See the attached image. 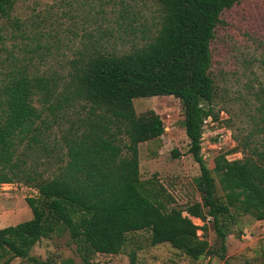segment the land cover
I'll list each match as a JSON object with an SVG mask.
<instances>
[{
  "label": "trees",
  "instance_id": "obj_1",
  "mask_svg": "<svg viewBox=\"0 0 264 264\" xmlns=\"http://www.w3.org/2000/svg\"><path fill=\"white\" fill-rule=\"evenodd\" d=\"M14 1L0 0V51L7 53L0 58V184L22 181L38 196L25 199L30 219L0 228L3 263L35 260L30 248L65 228L87 254H117L145 229L149 244L166 242L192 260L214 254L228 264L224 218L233 209L264 220V103L256 106L242 156L213 158L222 196L199 154L204 121L217 118L210 43L223 10L239 0H153L159 20L141 44L121 53L85 51L65 74L31 69L22 61L31 56L21 60L7 49L5 38L38 34L22 29ZM163 94L182 104L188 152L199 169L193 180L201 197L186 206L187 215L158 202L138 175L139 143L160 136L164 124L152 108L136 112L133 99ZM189 216L209 219L219 238L216 251L198 237L200 227ZM133 257L131 251L130 263Z\"/></svg>",
  "mask_w": 264,
  "mask_h": 264
},
{
  "label": "rangeland",
  "instance_id": "obj_2",
  "mask_svg": "<svg viewBox=\"0 0 264 264\" xmlns=\"http://www.w3.org/2000/svg\"><path fill=\"white\" fill-rule=\"evenodd\" d=\"M13 9L22 29L38 34L24 40L5 38L7 49L21 60L31 56L30 62L22 60L31 69L62 74L71 67L70 60L85 51L121 53L141 44L144 35L155 31L160 13L153 0H15ZM220 18L210 43L208 69L217 90L212 104L217 118H206L199 154L215 179L217 195L222 196L213 158L220 153L226 159L242 156L239 148L258 117L256 106L264 103V0H239L225 8ZM6 55L0 51V58ZM133 106L136 112L154 109L164 124L160 136L139 143L138 175L143 189L167 209L187 215L186 206L199 201L201 194L193 180L199 169L188 152L182 104L171 94H163L136 97ZM30 196L37 197V189L22 181L0 184V228L31 218L25 200ZM231 212L232 216L224 218V225H229L224 259L228 264H264V220ZM189 217L200 227L198 237L216 251L219 238L209 219ZM148 238V230L142 229L117 254H87L81 239H71L68 230L60 228L30 248L35 260L15 257L3 263L5 256L0 264H81L83 256L92 264H223L214 254L192 260L166 242L149 244Z\"/></svg>",
  "mask_w": 264,
  "mask_h": 264
},
{
  "label": "built area",
  "instance_id": "obj_3",
  "mask_svg": "<svg viewBox=\"0 0 264 264\" xmlns=\"http://www.w3.org/2000/svg\"><path fill=\"white\" fill-rule=\"evenodd\" d=\"M205 122V121H204Z\"/></svg>",
  "mask_w": 264,
  "mask_h": 264
}]
</instances>
